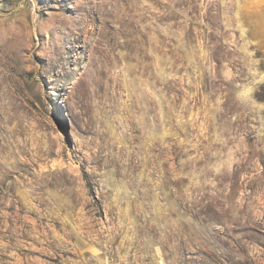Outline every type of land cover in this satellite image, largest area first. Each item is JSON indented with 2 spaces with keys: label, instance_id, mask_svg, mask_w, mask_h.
I'll list each match as a JSON object with an SVG mask.
<instances>
[{
  "label": "rangeland",
  "instance_id": "374dc122",
  "mask_svg": "<svg viewBox=\"0 0 264 264\" xmlns=\"http://www.w3.org/2000/svg\"><path fill=\"white\" fill-rule=\"evenodd\" d=\"M0 264H264V0H0Z\"/></svg>",
  "mask_w": 264,
  "mask_h": 264
}]
</instances>
